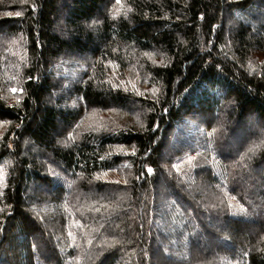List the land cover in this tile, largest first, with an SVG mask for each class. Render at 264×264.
<instances>
[{
    "label": "trees",
    "instance_id": "1",
    "mask_svg": "<svg viewBox=\"0 0 264 264\" xmlns=\"http://www.w3.org/2000/svg\"><path fill=\"white\" fill-rule=\"evenodd\" d=\"M0 264H264V0H0Z\"/></svg>",
    "mask_w": 264,
    "mask_h": 264
},
{
    "label": "rangeland",
    "instance_id": "2",
    "mask_svg": "<svg viewBox=\"0 0 264 264\" xmlns=\"http://www.w3.org/2000/svg\"><path fill=\"white\" fill-rule=\"evenodd\" d=\"M55 28H57L58 27V25L57 24H55V26H54ZM189 127H190V125H188L186 122H183V124H182V129H185V130H188L189 129ZM184 135V134H183ZM181 137H183V139L186 137V135H184V136H181L180 135V133L179 132H176V131H174L173 132V135L169 138V142L167 143L168 145H171V144H173L174 143V141H176L177 139H179V138H181ZM235 138H237V137H235ZM228 144H229V146H231V144H232V139H230L229 141H228ZM18 241V243H20L21 241L20 240H17ZM219 240H214L212 243H213V245L215 244H221V242H218ZM16 244H18L17 242H15Z\"/></svg>",
    "mask_w": 264,
    "mask_h": 264
},
{
    "label": "snow or ice",
    "instance_id": "3",
    "mask_svg": "<svg viewBox=\"0 0 264 264\" xmlns=\"http://www.w3.org/2000/svg\"><path fill=\"white\" fill-rule=\"evenodd\" d=\"M117 2L119 3V2H120V0H117ZM16 15H20V13H17ZM13 91H15V89H13ZM148 171H149V172H151V171H152V169H149Z\"/></svg>",
    "mask_w": 264,
    "mask_h": 264
}]
</instances>
